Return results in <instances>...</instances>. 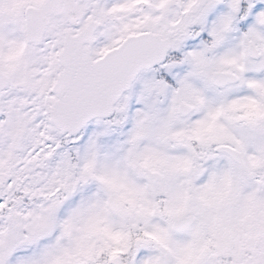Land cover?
<instances>
[{
  "label": "snow or ice",
  "instance_id": "1",
  "mask_svg": "<svg viewBox=\"0 0 264 264\" xmlns=\"http://www.w3.org/2000/svg\"><path fill=\"white\" fill-rule=\"evenodd\" d=\"M0 264H264V0H0Z\"/></svg>",
  "mask_w": 264,
  "mask_h": 264
}]
</instances>
